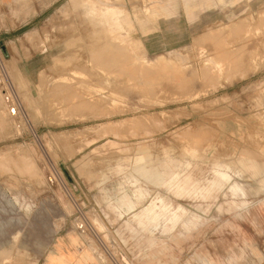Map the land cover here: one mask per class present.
I'll return each mask as SVG.
<instances>
[{
    "label": "rangeland",
    "instance_id": "rangeland-1",
    "mask_svg": "<svg viewBox=\"0 0 264 264\" xmlns=\"http://www.w3.org/2000/svg\"><path fill=\"white\" fill-rule=\"evenodd\" d=\"M0 264H264V0H0Z\"/></svg>",
    "mask_w": 264,
    "mask_h": 264
},
{
    "label": "bare ground",
    "instance_id": "bare-ground-1",
    "mask_svg": "<svg viewBox=\"0 0 264 264\" xmlns=\"http://www.w3.org/2000/svg\"><path fill=\"white\" fill-rule=\"evenodd\" d=\"M76 1V4L78 5V3H84L86 0H75ZM101 4V3H100ZM96 6H97V4H95ZM90 10V12L91 13H93V14H97L98 15V17H99V19H101L100 20V22L101 21H104V24H103V28H102V30H105L106 32H107V34H108V37L111 39V43H109V44H107L106 46L105 45H102L101 46V49L99 50V51H97V50H95L96 51V53L98 54V60H101V61H104V59L106 58V60H105V62L106 61H108V54H110L109 53V50H112V49H115V48H119V46L122 48H129V49H131L130 47H129V43L127 42V40H126V36H123L122 34H121V29L129 22V18L127 17V16H125V15H123V14H121V10L118 8V7H115V6H112V5H104V6H102V7H100V8H95V7H91V8H89ZM87 10V9H86ZM89 11H88V13H89ZM97 17V16H96ZM95 18V17H94ZM234 24V23H233ZM235 27V26H234ZM236 28V27H235ZM207 33V32H206ZM205 33V34H206ZM214 33H215V31H214ZM210 35V34H209ZM208 35V36H209ZM216 35V34H215ZM217 36H218V34H217ZM213 37H215V36H213ZM213 37H209V38H213ZM218 38V37H217ZM213 39H215V38H213ZM205 40V39H204ZM114 41V42H113ZM254 41V40H253ZM107 43V42H106ZM248 44V43H247ZM255 44V43H254ZM110 46H112V48L110 47ZM113 51V50H112ZM111 51V52H112ZM226 51V50H225ZM227 51H229V50H227ZM114 52V51H113ZM112 52V53H113ZM244 52V51H243ZM111 53V54H112ZM225 53V52H224ZM223 53V54H224ZM227 53V52H226ZM225 53V54H226ZM233 53V52H232ZM238 53V52H237ZM245 53V52H244ZM110 54V56H112ZM129 54H131L130 52H129ZM222 54V55H223ZM247 54V53H246ZM227 55V54H226ZM114 56V55H113ZM225 56V55H224ZM230 56V55H229ZM228 56V58H230ZM234 56H238V55H235L234 54ZM239 56H240V54H239ZM242 56V55H241ZM226 57V56H225ZM219 58V57H218ZM224 58V57H223ZM133 59H134V61H136L138 58L137 57H134L133 56ZM237 59V58H236ZM244 59V58H243ZM209 60H211L212 61V64H213V66L212 67H214L215 68V70L217 69H222V64L221 63H219V62H216V61H214V60H212V59H209ZM238 60H239V58H238ZM237 60V61H238ZM231 61V60H230ZM236 60H234V62H235ZM240 61V60H239ZM242 62V61H241ZM135 63V62H134ZM226 63H227V61H226ZM245 64V63H244ZM119 65V64H118ZM233 66V65H232ZM231 66V67H232ZM209 67H211V66H209ZM229 66H227V68H228ZM230 67V68H231ZM235 67V66H234ZM238 67H239V65H238ZM241 67V66H240ZM236 68V67H235ZM212 69V68H211ZM224 70V69H223ZM205 71H207V69H205ZM210 71V70H209ZM213 72H215V71H213ZM217 72V71H216ZM206 73V72H205ZM209 74V73H208ZM207 74V75H208ZM213 74V73H212ZM217 75V74H216ZM211 77V76H210ZM86 102H88V101H86ZM93 103V102H92ZM75 104H77V103H75ZM78 104H80V103H78ZM82 105H85V101H84V104H82ZM86 105H88V104H86ZM79 107H81V106H79ZM83 107V106H82ZM188 148V147H187ZM192 152V151H191ZM191 152H190V154H191ZM257 155V154H256ZM255 155V156H256ZM262 157V156H261ZM256 158V157H255ZM263 158V157H262ZM257 159V158H256ZM251 160V161H249V163H246L247 165H249L251 168H253L254 169V173H256V172H258L261 168H262V165L258 162V160ZM263 160V159H262ZM184 208H182V210H183ZM176 214V213H175ZM186 214V211H184L183 210V213H181V214H176V217L175 218H171L170 219V217H169V221L170 222H172V223H170V226H169V230L170 229H172L173 227H174V225L175 224H177V223H179L181 220H182V218H183V216ZM161 216V215H160ZM158 217V216H157ZM147 219H149V218H147ZM156 219V218H155ZM168 220V219H167ZM146 221V220H145ZM188 221V220H187ZM148 222V221H147ZM186 223V222H185ZM184 223V224H185ZM154 224V223H153ZM157 224V223H156ZM150 225V224H149ZM153 227H155V226H153ZM151 230V229H150Z\"/></svg>",
    "mask_w": 264,
    "mask_h": 264
},
{
    "label": "crops",
    "instance_id": "crops-1",
    "mask_svg": "<svg viewBox=\"0 0 264 264\" xmlns=\"http://www.w3.org/2000/svg\"><path fill=\"white\" fill-rule=\"evenodd\" d=\"M130 42H131V45H132V47H133V49H134V51H135V53H136L135 45L133 44L132 40H131ZM136 54H137V53H136ZM54 263H55V261H54Z\"/></svg>",
    "mask_w": 264,
    "mask_h": 264
}]
</instances>
